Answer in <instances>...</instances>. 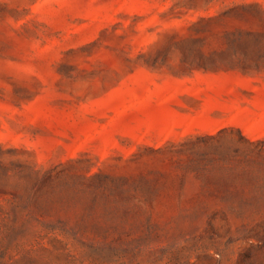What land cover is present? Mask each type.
<instances>
[{
    "label": "rangeland",
    "instance_id": "obj_1",
    "mask_svg": "<svg viewBox=\"0 0 264 264\" xmlns=\"http://www.w3.org/2000/svg\"><path fill=\"white\" fill-rule=\"evenodd\" d=\"M0 264H264V0H0Z\"/></svg>",
    "mask_w": 264,
    "mask_h": 264
},
{
    "label": "trees",
    "instance_id": "obj_2",
    "mask_svg": "<svg viewBox=\"0 0 264 264\" xmlns=\"http://www.w3.org/2000/svg\"><path fill=\"white\" fill-rule=\"evenodd\" d=\"M138 172H140V177L142 178L145 173L142 171V169H139ZM145 177V176H144ZM79 230H74V229H60L59 233L64 237V238H61V239H58V241L60 243H62L63 247L65 248L66 245H67V239L68 237H72V238H76L77 237V234H78ZM89 253L92 255V256H105L106 255V251L104 249H102L100 246H95L93 247L92 250L89 251Z\"/></svg>",
    "mask_w": 264,
    "mask_h": 264
}]
</instances>
